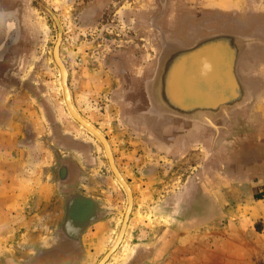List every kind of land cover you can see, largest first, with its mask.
<instances>
[{
    "label": "rangeland",
    "instance_id": "rangeland-1",
    "mask_svg": "<svg viewBox=\"0 0 264 264\" xmlns=\"http://www.w3.org/2000/svg\"><path fill=\"white\" fill-rule=\"evenodd\" d=\"M4 13L14 18L0 23V33L6 30V37L0 36L1 50L16 31L17 38L0 57V149H12L0 150V192L11 172L18 183L35 179V167L29 166L36 160L50 171H44L45 181L58 159L62 167L69 160L80 169L83 185L90 184L86 191L91 188L101 197L105 212L102 226L91 236L94 242L85 243L83 264H98L119 234L127 196L100 142L67 110L53 58L59 36L72 104L107 140L133 196L123 239L105 264H264V0H0V15ZM216 37L234 39L230 42L241 51L235 74L246 101L234 110L236 119L232 115L211 121L218 130L185 121L203 130L190 137V148L174 160L154 150L143 108L140 120H135L142 134L122 124V110L133 105L121 100L139 94L145 85L141 70L157 59L160 48L171 54ZM218 51L214 60L222 75L227 57L221 48ZM207 52L211 56V50ZM204 53L194 63L188 60L185 83L191 70L198 88L210 86V67L200 62ZM177 57L171 60L182 68L186 55ZM254 112L257 121L250 116ZM33 116L42 118L40 129ZM11 117L5 134L3 119L9 126ZM31 134L35 142L27 140ZM195 138L198 145L192 150ZM245 147L254 149L255 159L244 162ZM11 160L12 167L6 168ZM56 202L54 208L61 214L67 206L60 199ZM23 208L19 200L0 201V264L26 256L39 245L15 243L29 235L20 231L27 213L36 214ZM10 212L14 219L9 224Z\"/></svg>",
    "mask_w": 264,
    "mask_h": 264
},
{
    "label": "crops",
    "instance_id": "crops-1",
    "mask_svg": "<svg viewBox=\"0 0 264 264\" xmlns=\"http://www.w3.org/2000/svg\"><path fill=\"white\" fill-rule=\"evenodd\" d=\"M166 63H168V65L166 66L165 69H163L165 73H164V76L161 77V80H160L161 86L158 88L157 91H159L158 93L164 98L167 97V102L169 104L175 105L179 107V109L181 110L184 109V110H189V111L190 109L194 110L196 108H210V109L214 108L215 109V107L218 104H220L222 100L226 101L228 99V98L219 99L218 101L213 103L211 107L206 106V105H199L194 108H189L188 106L189 101H187L186 99L182 97L183 91H181V94H180V87L184 89V87L182 86L180 82L181 77H182V69L176 67L174 65L175 63L172 62V60L169 62L166 61ZM157 67H158L157 60H155L154 58L151 60V62H149V64L143 66V69L141 70V78L143 82L146 83L154 79L156 80L155 76L158 75ZM160 68H162V66ZM136 69L137 68L135 67L134 70L132 71L134 72L133 76L134 74H136L135 73ZM155 86L156 85L154 83L153 90H155L156 88ZM162 91L164 92L163 94H162ZM234 95H235V92L232 93V96ZM125 100L126 99L122 100L121 102L124 104H131L133 106H131L127 112H124V110H122V113L120 114L122 124L126 127L131 126V128L135 132L137 131L136 128H138L137 133L142 132L140 127L135 126V122H136L135 120H140V114L138 112L140 110V107L142 106L143 108H146L148 115L143 118L147 120V123H149V121L150 122L154 121V127H155V130L157 131L155 132L153 136L152 135L150 136L151 137L150 140L154 138L153 144H152L154 147V150L156 151L163 150L166 155H169V157L174 160H175V157L177 158V157L183 156L187 152L188 148H190L189 146H191V144L188 145L190 137L199 135V133L202 132L201 130H203L202 127L197 124H194L191 122H185V120L179 117H173L171 115H168L164 111H162L157 105V99L155 95L153 96L150 95L148 98L146 97L141 98V100H136V99H131V100L127 99V101ZM198 100H203V98H198ZM136 106L137 108L134 109ZM233 112L234 110L228 111L227 112L228 117H232V115H234L235 117L236 113L235 112L233 113ZM241 114H243V117H246L245 111ZM204 116L205 114L199 113L196 116V118L201 119ZM250 116H252L251 117L252 119H256V121L259 120L258 119L259 114L256 112H254V114L251 113ZM223 118H226V117L223 114V111L220 110V111H217L215 115H206L205 120L207 121L209 120L210 121L209 123H211L213 119H223ZM236 118L237 117H235L234 119ZM6 120H7L6 118L3 119L4 124H5V126H3L5 134L8 133V130L11 128V125L13 123L12 121L13 117H11L10 119L9 126L6 124ZM32 120L33 122H35V126L37 127V129H40L42 127V118L40 116L39 118L37 116L36 117L33 116ZM260 123H262V119H260ZM254 126L257 127V125H254ZM215 129H217V127ZM161 136H164V137L172 136L173 139L171 140V142H166V141L163 142L162 140H160L161 138H159ZM9 137H10V134H9ZM30 138H32L31 140H33L35 137L31 134L30 137L29 136L27 137V140H30ZM6 141H8L7 137L5 139V142ZM34 142H35V139H34ZM197 145H198V139L195 138V141L192 143L191 149L193 150L194 149L193 147ZM10 148L7 147V145H3V148H1L0 150L4 152L12 151V149ZM27 152H29L28 148H27ZM241 152H245V156L243 158L244 162L245 160L247 161L251 157L254 158V153H253L254 149H251V148L248 149V147L247 148L245 147L242 149ZM260 152H262V150L259 151V153ZM239 157L241 156L238 155V152L236 151L235 156H234L235 160L238 161L239 159H241ZM228 158L231 159V156H228ZM5 162L8 163L7 160H5ZM35 163H36L35 165L29 166L31 168L35 167V170L37 172L34 175L36 176V178L30 182L27 181L26 179L25 180L21 179L20 182L18 183L16 181V178L13 176V172H11L10 178L8 179V181H5L4 183L5 184L4 191L0 192V201H5V204L6 203L14 204L15 201L19 200L21 205L24 207L23 212L26 208H31V210L34 209L36 211V214H30L28 212L25 223H22L20 225L21 226L20 231H25V233L29 235H26L27 237L25 236L26 237L25 239H22L21 241L15 242V243H57V242L59 243L61 241V238L58 235L54 237V235L55 233L58 232V225H60L62 216L64 214L63 212L60 214L59 211L56 208H54V206L57 203L56 201L61 199V196H60L61 194H59L60 181L54 177V175H56L55 174L56 165L53 166V168L51 169L52 177L45 181L43 173L44 171H46V174H48L50 173V171L48 169L44 170L45 164H43V162L36 160ZM12 164H13V161L11 160V162L9 163V166L5 165V167L6 168L12 167ZM38 173L39 174L41 173V176H40L41 178L39 177ZM32 184H34V187H32L33 186ZM66 184H67V188H69L71 184V179L68 178L66 180ZM86 186L87 185H85V187ZM89 192L91 195H88V198L89 197L90 199L94 198L93 196L95 194L91 193L92 192L91 189L89 190ZM28 201L29 203H27ZM98 205L100 206L99 214H98V218L100 219L91 228L83 232L81 239L79 238L80 243L84 247H85V243L94 242V239L92 238L94 237L95 234H93V232L97 230L96 228L102 226L103 224L102 216L105 212L102 210V207H101L102 203L99 202ZM12 214H13L12 212L7 214L10 216V218H8L9 224L12 223L11 221H13L14 219L13 218L14 216ZM45 216L46 218L49 217L47 218V221H45L44 219ZM34 227H36L35 229L36 233L35 235H32L31 232L33 231ZM64 237L65 239H67L66 243L72 242V241L74 243H77L79 240L78 239L75 242V240H72L66 237L65 235Z\"/></svg>",
    "mask_w": 264,
    "mask_h": 264
},
{
    "label": "flooded vegetation",
    "instance_id": "flooded-vegetation-1",
    "mask_svg": "<svg viewBox=\"0 0 264 264\" xmlns=\"http://www.w3.org/2000/svg\"><path fill=\"white\" fill-rule=\"evenodd\" d=\"M6 14V13H4ZM13 17H8L5 16L1 19L0 23L3 20L6 19H10L12 20ZM12 25V27L14 26V22L13 24H10V26ZM5 31H3V34L0 33V36L2 34V36H5ZM5 39V38H4ZM12 39V38H11ZM9 39V41L11 40ZM8 41V42H9ZM7 42V43H8ZM246 42H251L250 39H247ZM2 41L0 42V51H1V47H2ZM5 44V42H4ZM180 44V43H178ZM222 49L223 51V55H225L227 57V62L225 60V63L227 64V67L225 69V71L221 74H219V70L217 65L215 64V60H214V56L216 57L217 52L219 53V49ZM208 50H211V56H209L210 54L207 52ZM237 49H239L238 46L233 45L230 41L228 40H216L210 43H204L202 46H200L197 50L193 51L191 54H186V62H184V65L182 68V77H181V84L184 87L183 89V94L182 97L184 99H186L187 101H189L188 106L189 108H194L196 106L199 105H206V106H210L215 103L216 101H218V99H220V96H223V98H229L232 96V93L235 92V95L239 98L242 95V90L241 87L237 84V82L233 79V74L231 75V70H232V62L235 59L236 56V51ZM184 50V49H183ZM159 52H157V68L159 69L160 64L162 63V61L166 58V56L170 53H165L164 48H160V50H158ZM204 53L202 54V56H206V57H201L200 56V62H205L206 65L208 67H210V73L212 76L210 79V86H202L200 88H198V83H196V81L194 80L193 76L194 73L191 72L190 70V77L187 81V83H185L184 78H183V74H185V66L187 67L188 64V60L190 58H192V62H196L199 59V53ZM207 52V53H206ZM165 55V57L163 56ZM178 56V57H177ZM177 57V59H180L181 55H175L174 57H172V60L175 59ZM61 59V58H60ZM63 63V62H62ZM190 64V63H189ZM176 67H178V62L174 64ZM191 65V64H190ZM218 71V73H217ZM221 77H220V76ZM217 78V79H216ZM207 85H209L208 83H206ZM153 87H154V80L150 81V82H146L144 87H142L137 94V96H134L133 99L136 100H141V98H148L150 95H154L153 93ZM230 89V90H229ZM186 94H185V92ZM228 92V96L224 97V93ZM127 94V93H126ZM219 96L218 99H216ZM132 98V97H131ZM198 98H203V100H198ZM126 99L125 101L130 100V96L129 95H124L122 100ZM121 100V101H122ZM124 104V103H123ZM137 106L134 108L136 109ZM140 108H143L142 106ZM143 112L146 113V115H148L146 108H143ZM191 110V109H190ZM141 111V110H139ZM152 114V113H151ZM154 122V121H153ZM165 122V121H163ZM147 124V135L149 136V138H151L150 136L154 135L155 132H157L155 130L154 124L151 123L149 121V123L144 122ZM140 125L139 123L136 124L135 122V126ZM136 130L138 131V128H136ZM136 131V133H137ZM142 132L137 133V135L142 134ZM163 137V136H161ZM159 137V138H161ZM57 165L55 166V176L56 178L60 181V187H59V194H61V201L67 206L68 202H71V208L70 211L67 212V208L63 210V216H62V220L60 225H58V232L55 233V236H59L61 238V241L58 243H39V245L37 246V249L35 251H30L29 253H27V255H21L19 257H17L16 259H7L5 260V264H83L86 261V257H87V250H85V247L82 246V244L80 243V239L82 237V234L85 230L91 228L95 223L98 222V220L100 218H98V214H99V209L100 206L98 205V203L101 201V197L97 194H95L93 197L88 198V195H91L90 193H88L86 191V187L84 184L81 182L82 181V176L80 174V169L75 166V164H72L71 161L67 160V164L64 165V163H62L64 166H66V171H64V166L62 167L59 163V161H57ZM66 162V161H63ZM70 164V165H69ZM71 179V184L70 187L67 188V184H66V180L67 179ZM87 186H90V184H87ZM91 188H89L90 190ZM64 194V195H63ZM94 194V193H92ZM90 199V200H89ZM97 199V200H95ZM99 199V200H98ZM101 207L103 208V206L101 205ZM96 209V210H95ZM93 210L96 211V213L93 212ZM69 220L71 221L70 226L72 228H75V233L73 234V232L70 234L71 236L75 237L76 232L79 230V232L84 228L83 226H85V229L81 231V234H78V242L74 243L72 242H67L65 237H64V233L62 231L63 228V223ZM91 221V222H89ZM72 231V229H71ZM72 237V238H73ZM64 238V240H63ZM77 238V236H76ZM71 239V238H70ZM73 240V239H72ZM77 240V239H76ZM76 242V241H75ZM42 245V246H41ZM41 246V247H40Z\"/></svg>",
    "mask_w": 264,
    "mask_h": 264
},
{
    "label": "water",
    "instance_id": "water-1",
    "mask_svg": "<svg viewBox=\"0 0 264 264\" xmlns=\"http://www.w3.org/2000/svg\"><path fill=\"white\" fill-rule=\"evenodd\" d=\"M7 15H8V17L10 16V17L14 18L13 14L6 13V14L0 15V20L3 17L7 16ZM12 37L13 38L1 50L2 53L0 54V57L2 56L3 52L5 51V48L8 45H10V44H12V43H14L16 41L17 31H16V34H14V36H12ZM222 38L223 37H216L214 39L203 40V41H201L199 44L195 45L191 49H184V50L181 49V50L173 51L171 54L166 56V58L162 61V63L159 66V69H158V72L161 73L160 78L158 79V78H156L157 75L155 76L156 80L154 79V83L156 85L155 86L156 88H155V90H153V93H155L154 95L156 96V99H157V105L162 111H164L168 115H171L173 117H179V118H181V119H183L185 121H192V122H196V123H200V124H204L205 123L206 125H209V126H211L212 128L215 129L216 126L213 125L212 123H209V121L205 120V118L202 117L201 119H198V118H196V116L199 113H202V114H205V115H215L217 113V111L221 110V111H223V114L225 115V117L228 118V114H227L228 111L235 110L236 108H239L241 105H243V103H245L246 96H247L246 95V91H245L243 85L238 81L237 76L235 74L237 60H238L239 54L241 52L240 49H237V51H236L237 53H236L235 59L232 62L233 79L237 82V84L241 87V90H242V95L239 98L236 95L231 96L226 101H222L220 104H218L215 107V109L214 108L213 109H210V108H196L194 110H190L189 111V110H184V109L181 110V109H179V107L169 104L167 102V100H165V98L163 96H161L158 93V91H157L158 88L161 86L160 85L161 77H163L164 73H165V71L163 69H165L166 66L168 65V63H166V61L169 62L172 59V57H174L175 55H182V56L186 55V54L189 55L193 51L197 50L204 43H210V42L216 41L218 39H222ZM230 41L234 42V39H230ZM251 42H252V40H251ZM248 43H250V42H248ZM59 44H60V37L58 36L57 42H56L54 50H53V58H54V61H55L56 65H57V67H58V69H59V71L61 73V75H60L61 76V86H62V89H63L64 100H65V104H66L67 110H68L70 116L73 118V120L76 123H78V125H80L83 129H85L89 134H91L93 137H95L100 142V144L103 147L104 153L106 155V158H107V161H108V165H109V167L111 169V172L114 175V177L117 179V181L119 182L121 187L124 189V191L126 193V196H127V208H126V211H125V214H124V217H123V223L121 225L119 234L117 236V237H119L121 231L124 230L123 235H122V239H123V236H124V233H125V229H126V226H127V222L129 220V217H130V214H131V211H132V208H133L132 192H131L130 188L128 187V185L126 184V182L124 181V179L122 178V176L120 175V173L118 172V170H117V168L115 166L114 159H113V156H112V153H111V150H110V147H109V144H108L107 140L90 123L85 122L86 120H84L76 112V110H75V108H74V106L72 104L71 97H70L69 90H68V85H67V77H68L67 76V71H66V69H65V67H64V65H63V63H62V61L60 59V56H59ZM161 66H162V68L160 69ZM70 208H71V202H69L67 204V212L70 211ZM89 222H91V221H89ZM70 224H71V221L66 220L65 223H64V226L62 228V231H63V233H64V235L66 237L77 241L78 240V234H81V231L85 229V226H83L84 228L80 232L78 230L76 232V234H75V237H73L70 234L73 232V230L75 228H72L70 226ZM71 229H72V231H71ZM74 233H75V230H74L73 234ZM76 236H77V238H76ZM119 245H118V247H119ZM107 254H108V252L103 256V258L99 261L98 264L102 263L103 261H104L103 264H105L108 261L109 257L112 254L106 260H104L106 258V256H107Z\"/></svg>",
    "mask_w": 264,
    "mask_h": 264
},
{
    "label": "bare ground",
    "instance_id": "bare-ground-1",
    "mask_svg": "<svg viewBox=\"0 0 264 264\" xmlns=\"http://www.w3.org/2000/svg\"><path fill=\"white\" fill-rule=\"evenodd\" d=\"M5 22H7V21H5ZM3 23V22H2ZM12 26V25H11ZM4 31H6V30H4ZM5 33V32H4ZM11 35V34H10ZM12 36V35H11ZM5 37V36H4ZM1 42V41H0ZM161 69V68H160ZM162 72V71H161ZM160 72H158V75L156 76V78H160ZM233 73H232V70H231V75H232ZM60 75H61V73H60ZM181 91H183V89H182V87H180V94H181ZM159 92V91H158ZM173 92H175V91H173ZM184 92H185V90H184ZM164 92L162 91V94H163ZM185 94H186V92H185ZM165 99L167 100V97H165ZM77 112V111H76ZM206 117V115L203 117V118H205ZM209 121V120H208ZM85 122H87V121H85ZM210 122V121H209ZM88 123V122H87ZM90 125V124H89ZM91 126V125H90ZM123 232H124V230H122L121 231V233H120V236L119 237H117L116 238V241L114 242V244H113V246L111 247V249L108 251V254H107V256H106V258L104 259V260H106L115 250H116V248L118 247V245L120 244V242H121V240H122V235H123ZM104 262V261H103ZM103 262L102 263H100V264H103Z\"/></svg>",
    "mask_w": 264,
    "mask_h": 264
}]
</instances>
